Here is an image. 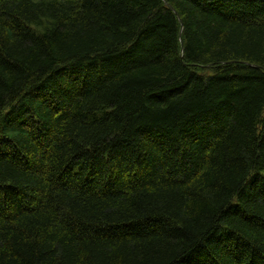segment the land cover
<instances>
[{
    "label": "trees",
    "instance_id": "16d2710c",
    "mask_svg": "<svg viewBox=\"0 0 264 264\" xmlns=\"http://www.w3.org/2000/svg\"><path fill=\"white\" fill-rule=\"evenodd\" d=\"M0 264H264V0H0Z\"/></svg>",
    "mask_w": 264,
    "mask_h": 264
},
{
    "label": "water",
    "instance_id": "95a60500",
    "mask_svg": "<svg viewBox=\"0 0 264 264\" xmlns=\"http://www.w3.org/2000/svg\"><path fill=\"white\" fill-rule=\"evenodd\" d=\"M166 4L169 6V7H171L172 8V6L168 3V2H166Z\"/></svg>",
    "mask_w": 264,
    "mask_h": 264
},
{
    "label": "rangeland",
    "instance_id": "374dc122",
    "mask_svg": "<svg viewBox=\"0 0 264 264\" xmlns=\"http://www.w3.org/2000/svg\"><path fill=\"white\" fill-rule=\"evenodd\" d=\"M208 71H211V69L209 68Z\"/></svg>",
    "mask_w": 264,
    "mask_h": 264
}]
</instances>
